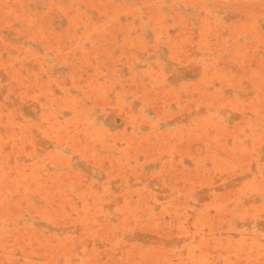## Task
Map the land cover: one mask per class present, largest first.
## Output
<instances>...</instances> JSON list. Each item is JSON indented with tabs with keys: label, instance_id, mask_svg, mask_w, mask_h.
<instances>
[{
	"label": "rangeland",
	"instance_id": "rangeland-1",
	"mask_svg": "<svg viewBox=\"0 0 264 264\" xmlns=\"http://www.w3.org/2000/svg\"><path fill=\"white\" fill-rule=\"evenodd\" d=\"M0 264H264V0H0Z\"/></svg>",
	"mask_w": 264,
	"mask_h": 264
}]
</instances>
